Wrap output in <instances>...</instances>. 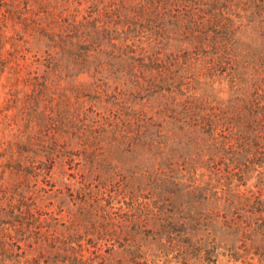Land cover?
Segmentation results:
<instances>
[{
  "label": "trees",
  "instance_id": "obj_1",
  "mask_svg": "<svg viewBox=\"0 0 264 264\" xmlns=\"http://www.w3.org/2000/svg\"><path fill=\"white\" fill-rule=\"evenodd\" d=\"M261 15L0 0V264H264V69L232 49ZM219 76L234 95L208 101Z\"/></svg>",
  "mask_w": 264,
  "mask_h": 264
},
{
  "label": "rangeland",
  "instance_id": "obj_2",
  "mask_svg": "<svg viewBox=\"0 0 264 264\" xmlns=\"http://www.w3.org/2000/svg\"><path fill=\"white\" fill-rule=\"evenodd\" d=\"M247 19L249 22L243 25L240 31L236 34L235 42L232 47L234 53L240 56V60L244 61V63H248L246 64V69L243 70L246 72L250 69L249 67L264 69V15H261L260 18L258 16H256V18L247 16ZM5 34L6 36H9L11 34L10 30L6 31ZM10 42V39H5L3 43H0L1 56L5 57L11 49H20V46L15 44V40H13L12 43ZM28 49L33 51L34 48H32V45H28ZM12 61H16L15 56H10V62L8 64L12 65ZM7 68L8 65L0 74L2 82H6V76L8 75ZM241 79V84L238 82H236V84L240 85L242 88H246L245 81L246 79L248 81L249 77L246 74H242ZM199 92L211 102H223L234 95V91L228 80L222 76L214 77L208 85H200ZM54 178L59 181L57 173H54ZM58 184L56 183V186H58ZM64 216V213H60L58 218L65 219ZM114 245H117V243Z\"/></svg>",
  "mask_w": 264,
  "mask_h": 264
}]
</instances>
